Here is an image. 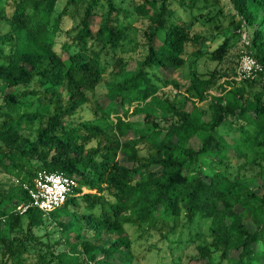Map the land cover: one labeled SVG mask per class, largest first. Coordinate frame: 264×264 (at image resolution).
<instances>
[{"label":"trees","instance_id":"16d2710c","mask_svg":"<svg viewBox=\"0 0 264 264\" xmlns=\"http://www.w3.org/2000/svg\"><path fill=\"white\" fill-rule=\"evenodd\" d=\"M195 1L135 3L145 53L129 67L119 53L128 7L67 0L57 11V0H0L8 25L0 33V264H132L126 223L166 238L179 223L191 227L198 219L210 221L212 241L197 244L188 260L264 264V0H229L239 15L236 35L251 29L240 52L262 66L240 79L230 37H207L172 19L176 6ZM79 3L77 23L65 28ZM189 54L192 63L206 57L231 72L191 68L180 83L170 73ZM106 72V91L94 97ZM168 84L183 103L158 92ZM208 98L207 109L196 105ZM92 99L94 118L77 117ZM135 114L141 121L127 119ZM234 146L261 154L255 181L231 174ZM38 171H61L77 185L50 212H20L29 202L24 185ZM47 223L57 228L58 251L34 231Z\"/></svg>","mask_w":264,"mask_h":264},{"label":"rangeland","instance_id":"374dc122","mask_svg":"<svg viewBox=\"0 0 264 264\" xmlns=\"http://www.w3.org/2000/svg\"><path fill=\"white\" fill-rule=\"evenodd\" d=\"M67 0H57L56 10L59 11L63 8ZM120 5L128 7L132 12L126 20H122L126 25L127 38L123 41L119 49V53L124 57L130 59L129 67L134 65V59L143 57L145 53V47H143V28L144 20L135 16L133 12V5L141 0H114ZM175 7V6H174ZM104 9V7H102ZM6 12L10 11V6L6 4ZM175 14L172 19L178 21H186L192 24V28L198 30L203 35L210 37L212 34H221L222 36L230 37L232 46L229 51L230 61L236 65L234 72V77L238 78L237 68L241 61L242 55L240 52L242 48V43L247 42L248 33H251V29L243 31L241 37L239 38L236 33V22L239 18L236 10L233 8L229 0H196L195 3L190 6L187 5L186 9L176 6ZM75 13L73 18L65 17L63 20V26L65 28H70L72 25L76 24L81 12L80 3L76 5ZM95 18L94 21H97ZM8 29V25L4 20H0V33L5 32ZM60 41L66 39V35L63 32L59 37ZM216 44V43H215ZM207 43L201 44V49L203 51L207 50ZM59 49V44L57 45ZM190 49V48H189ZM241 54L240 57L238 54ZM193 56L189 54L186 60L185 66L179 71H173L170 75L177 79L180 83H187L189 77V71L191 68H195L199 72H207L213 68H217L218 72L231 70L228 68L227 64L215 65V63L207 61L206 57H201L197 59L194 63L189 60ZM158 72V70H157ZM159 73V72H158ZM162 75H166V72H162ZM111 79L109 72H106L102 77V81L96 87L94 97H100L106 91V83ZM224 77H221L219 82H222ZM8 88L5 87V91ZM159 93L165 92L171 96H175L177 103L181 104L185 101V96L180 93H176L171 84L162 86ZM213 93L217 91L213 90ZM94 99V98H93ZM93 99L90 103L86 104L77 114V117L81 119H91L94 118L91 107H93ZM102 101V100H101ZM209 98L203 102H196V105L200 108L207 109L209 105ZM104 100L103 104L105 105ZM187 107H190V101H186ZM135 103L128 106L131 112ZM131 115V114H130ZM111 117L114 118L113 114ZM131 121H141L142 115L135 114L127 118ZM105 119L99 120L103 122ZM37 125V123H36ZM229 142L233 143L230 136L226 137ZM235 150L230 151V155L233 156V160L230 162V172L234 176L249 178L255 181V177L259 173V164L256 162L260 158V153H255L251 150L243 148L242 146H234ZM145 153V151H141ZM256 160V161H255ZM83 191H87L83 188ZM188 227L185 222H181L177 225L173 232H170L166 238L153 230L142 231L139 228L133 226V224L126 223V229L129 238L131 239V252L133 254L132 264H198L194 260H188L189 254H193L196 250L197 244L210 243L212 241V234L210 230V221L208 219H198L194 225H189ZM35 233L40 235H48L47 239L50 238L52 248L58 251L61 247L60 240L56 243L55 239L58 237L57 228L54 227L53 223H47L41 228H35Z\"/></svg>","mask_w":264,"mask_h":264},{"label":"built area","instance_id":"2783aa9c","mask_svg":"<svg viewBox=\"0 0 264 264\" xmlns=\"http://www.w3.org/2000/svg\"><path fill=\"white\" fill-rule=\"evenodd\" d=\"M261 69V64L252 55L244 52L237 68L239 76L236 79L248 77L252 71ZM76 185L75 177L61 171H38L31 185H24L29 195V202L18 205L17 210L24 212L27 207H36L43 212H50L66 201L68 193Z\"/></svg>","mask_w":264,"mask_h":264}]
</instances>
